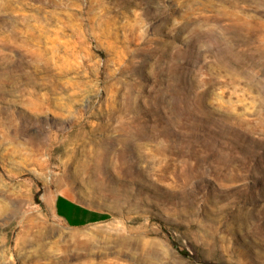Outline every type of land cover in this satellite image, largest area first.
Returning a JSON list of instances; mask_svg holds the SVG:
<instances>
[{"label": "rangeland", "instance_id": "1", "mask_svg": "<svg viewBox=\"0 0 264 264\" xmlns=\"http://www.w3.org/2000/svg\"><path fill=\"white\" fill-rule=\"evenodd\" d=\"M0 264H264V0H0Z\"/></svg>", "mask_w": 264, "mask_h": 264}, {"label": "crops", "instance_id": "2", "mask_svg": "<svg viewBox=\"0 0 264 264\" xmlns=\"http://www.w3.org/2000/svg\"><path fill=\"white\" fill-rule=\"evenodd\" d=\"M61 200H64L65 205L68 208L72 209V214L70 216H71V218H72V220L74 222H76L77 220H82L83 223H85V222H88V221H94V220H96V218H95L96 216H94L93 214H90L87 210L82 209V208H80L77 205H73L72 204L73 202H71L70 200H67L66 198H60L58 200L57 210H58V212H59V214L61 216L65 217V218L67 217L63 213V211L61 210V208H60V201Z\"/></svg>", "mask_w": 264, "mask_h": 264}, {"label": "trees", "instance_id": "3", "mask_svg": "<svg viewBox=\"0 0 264 264\" xmlns=\"http://www.w3.org/2000/svg\"><path fill=\"white\" fill-rule=\"evenodd\" d=\"M60 199V198H59ZM73 205H75L74 203H72ZM183 254L185 255H189V253L187 251H184Z\"/></svg>", "mask_w": 264, "mask_h": 264}, {"label": "bare ground", "instance_id": "4", "mask_svg": "<svg viewBox=\"0 0 264 264\" xmlns=\"http://www.w3.org/2000/svg\"><path fill=\"white\" fill-rule=\"evenodd\" d=\"M100 167V166H99Z\"/></svg>", "mask_w": 264, "mask_h": 264}]
</instances>
